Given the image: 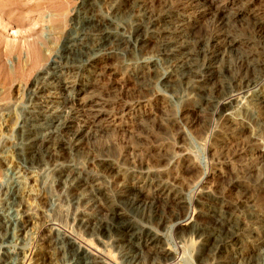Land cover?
<instances>
[{"label":"bare ground","instance_id":"obj_1","mask_svg":"<svg viewBox=\"0 0 264 264\" xmlns=\"http://www.w3.org/2000/svg\"><path fill=\"white\" fill-rule=\"evenodd\" d=\"M66 1L36 3V9H58L50 19L54 32L65 30ZM260 2L80 0L62 50L31 81L33 98L13 145L26 169L50 180L53 193L44 196L45 204L51 201L66 223L51 226L44 242L67 263L176 264L164 231L175 228L199 264H259L264 210L255 194L264 197V145L258 142L264 119L251 110L235 116L237 93L254 83L244 74L227 80L230 66L222 60L246 43L241 68L250 74L260 69L264 77ZM246 17L262 35L244 42L229 25ZM214 24L219 31L211 30ZM33 57L34 66L45 58L39 47ZM256 102L264 114V95ZM174 103L180 115L170 113ZM154 116L176 128L173 140L129 145L122 159L108 142L99 145L100 137H123ZM193 124L217 129L210 171L188 146L184 128ZM193 182L192 197L186 186ZM14 196L0 195V264L26 263L27 253L8 245L16 222L7 208L21 206L9 201ZM21 211L18 239L31 224L26 208Z\"/></svg>","mask_w":264,"mask_h":264},{"label":"rangeland","instance_id":"obj_2","mask_svg":"<svg viewBox=\"0 0 264 264\" xmlns=\"http://www.w3.org/2000/svg\"><path fill=\"white\" fill-rule=\"evenodd\" d=\"M169 1L177 3V1L179 2L180 0ZM37 2H43V0H0V195L1 198H3L7 196L8 192L13 193L14 191L15 196L13 199L10 198L9 201L16 199L15 203L18 202L21 204V206H12L14 209L11 207L7 208V212L12 216L13 222H16L13 223L10 231L12 238L8 245H12L13 247L19 246L22 248L23 252L25 251V255L27 253V257L22 260V262L25 260L24 262L26 263L24 264H42L44 257L49 258L46 264H78L76 261V263L74 261L72 262V260H68L69 263H67L64 257L61 258L56 254L55 246L48 245L44 242L50 227L56 225V223H66V220L59 215L57 211L53 210L55 207L51 205V201H49L51 204H45L44 196L53 193V189L49 182L50 180L48 181L44 177L43 172H37L38 169L35 171L26 169L13 150V145L18 139L17 127L20 121L25 117L26 109L33 98V91L30 86L31 81L38 75V72L42 68H46L48 62L62 50L64 35H66L67 29L70 27V25L67 24L70 23L71 14L74 13L80 0L66 1L65 16H67V18H65L66 24H64L65 30H63V34L54 32V23L50 21V19L56 18L58 9L51 5L36 9ZM260 3L264 4V0H261ZM245 19L246 20L243 22H234L229 25V30H234L237 33L239 32L238 34L242 36L244 42H247V40L250 41V39H258L257 34L259 31L254 27L253 21L249 17ZM219 29L220 27L217 24L211 26L213 32L216 30L219 31ZM259 35L262 34L259 33ZM262 39L264 40V35ZM254 42L253 40L251 43L254 45V49L260 50L258 43ZM35 47H39L45 56L44 60L39 61L36 66H34L36 60L33 57V50H35ZM247 47L245 43L244 45L242 44L239 52L238 49L232 53L226 51L222 64L227 67L230 66V72L226 76L227 80L233 81L235 76L244 74L243 78H251V83H254L253 85L249 84L247 89L243 88L237 93L240 94L241 98H239L243 103L240 101V104H238L239 106L237 105L235 107V116L242 117L251 110L256 120H261L264 119V114L259 107V103L256 101L261 95H264V77L262 76L263 73H260V69H256V72H251L250 74L247 73L248 71L246 72V70L241 68L240 62L241 59H243L242 57L247 53H245L248 49ZM255 74L256 79H254ZM178 109L179 104L174 103L170 113L173 116H177V114L180 115ZM130 124L132 125L133 123L130 122ZM252 125L255 127L254 124ZM132 127H134V125H132ZM201 127L202 126L198 124H193L184 129H186L188 133V146L194 152L201 167L205 169V171H210L211 150L217 129L205 131L202 130ZM171 128L170 125L160 121L159 118L154 116L148 121L145 127L137 129L133 133H128L123 137L115 135H112L110 138L100 137L99 145L104 146V143L108 142L109 144H106L111 147L112 155L122 159V152L125 151L129 145L139 144L149 147L156 142L173 140V133L176 132V128ZM138 135L141 136V139L138 138ZM258 142L264 145V133L263 136H260ZM243 162H245V160ZM262 172H264V170ZM262 174L264 176V173ZM249 179L254 180L255 178L250 176ZM196 184V182H193L186 186V193L188 195L192 197L195 196L194 194H196V187L198 185ZM255 196L258 206L264 210V197L262 193L258 190ZM22 207H24V209L26 208L27 212L30 214L31 224L23 238L18 239L17 228H20L23 224L21 214ZM163 212L165 215H168L169 210L165 208ZM61 219H63V221L65 220V222ZM175 230V228H169V230L167 229L164 231L167 232H165L166 238L174 249L175 254L179 257V261L176 264H199L194 256L188 253L186 244L180 242L182 240L178 238L179 236L176 234L177 232ZM185 251L187 253H185ZM124 262L126 261H123V264H129V262ZM259 264H264V248L261 253Z\"/></svg>","mask_w":264,"mask_h":264}]
</instances>
